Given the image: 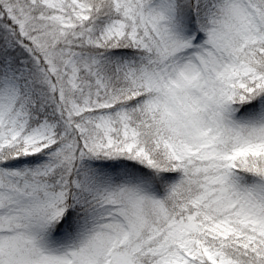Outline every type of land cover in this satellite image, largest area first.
Returning <instances> with one entry per match:
<instances>
[{"label": "snow or ice", "instance_id": "1", "mask_svg": "<svg viewBox=\"0 0 264 264\" xmlns=\"http://www.w3.org/2000/svg\"><path fill=\"white\" fill-rule=\"evenodd\" d=\"M0 264H264V0H0Z\"/></svg>", "mask_w": 264, "mask_h": 264}]
</instances>
